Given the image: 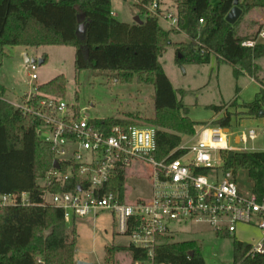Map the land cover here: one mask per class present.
<instances>
[{
	"label": "trees",
	"instance_id": "1",
	"mask_svg": "<svg viewBox=\"0 0 264 264\" xmlns=\"http://www.w3.org/2000/svg\"><path fill=\"white\" fill-rule=\"evenodd\" d=\"M153 0H143L137 6ZM178 30L187 42L172 43L170 33L164 31L156 17L146 16L141 24L121 23L111 14V0H0V68L7 57V47L68 46L74 48V68L108 71L117 74L122 84H130L137 74L153 87L154 117L148 122L164 131L156 135V158H163L180 143L181 135H191L197 123L188 118V110L176 93L159 62L164 51L175 48V62L182 66L209 64L212 56L219 63L231 66L236 78L239 74L252 77L262 88L250 103L232 107L243 109V114L264 118V81L257 76L255 60L264 56V45L243 48L240 42L249 36L237 34L240 20L252 7H264V0H218L211 7L210 0H174ZM242 11L234 24L226 16L234 7ZM250 2V3H248ZM202 20V24L199 21ZM84 25L82 33L78 28ZM43 64L45 59L42 60ZM5 88L0 92L5 96ZM36 91L63 98L65 79L57 76ZM239 89L235 87L237 96ZM209 109L219 112L220 106ZM230 114L212 122L226 127ZM122 119H105L94 123L97 127L127 124ZM131 123V122H128ZM179 154L177 153L175 157ZM222 169L231 171L235 178L245 172L251 185L249 192L261 200L264 197V152H221ZM53 153L37 134V124L23 116L7 102L0 100V196L16 197V203L0 207V264H36L41 257L46 264H74L76 237L74 229L68 234L60 210L43 204V190L37 185L51 169ZM113 190L123 189L121 174ZM72 182L64 186L71 190ZM54 188L53 191H58ZM27 195L28 204L20 197ZM218 236H228L226 233ZM154 249L155 264H205L195 241L170 242L167 237ZM250 244L233 239L232 264H264L263 254H249ZM117 252H125L133 260H144L146 252L131 245L105 248V259L114 260ZM192 253V255H191Z\"/></svg>",
	"mask_w": 264,
	"mask_h": 264
},
{
	"label": "built area",
	"instance_id": "2",
	"mask_svg": "<svg viewBox=\"0 0 264 264\" xmlns=\"http://www.w3.org/2000/svg\"><path fill=\"white\" fill-rule=\"evenodd\" d=\"M133 1L141 5L143 0ZM142 7L144 17L167 19L170 29L178 30L176 13H164L159 0ZM258 45H264V12L252 37L240 42L243 48ZM28 67L29 78L35 81L36 64ZM0 100L37 124L39 139L50 146L53 162L58 164L55 168L52 162L51 169L37 181L43 190L42 205L60 210L66 224L109 213L118 234L128 239L126 246L146 252L144 260L128 256V264H155L154 249L164 242L162 238L187 224L204 223L216 235L229 236L238 225L257 227L263 238L250 244L249 254L264 253V197L258 200L250 192L240 193L234 174L222 169L221 159V152H264V124L237 131L236 125L247 117L231 114L228 126L199 125L193 134L181 135L179 145L157 159L156 135L164 131L158 127L128 122L97 127L94 123L100 119H91L84 109L36 89L14 102L0 92ZM231 107L229 103L222 108L221 119ZM231 138L233 145L229 144ZM257 139H261L260 149L253 145ZM120 174L123 189L113 190ZM137 174L149 183L151 196L131 200L126 181ZM68 182L72 189L64 190ZM20 200L28 204L26 194ZM15 203V196H0V207ZM35 263L46 264L41 257Z\"/></svg>",
	"mask_w": 264,
	"mask_h": 264
},
{
	"label": "rangeland",
	"instance_id": "3",
	"mask_svg": "<svg viewBox=\"0 0 264 264\" xmlns=\"http://www.w3.org/2000/svg\"><path fill=\"white\" fill-rule=\"evenodd\" d=\"M159 1L164 13H176L174 0ZM217 3L218 0H210L211 7H215ZM111 9L118 22L131 23L136 17L140 21L144 20L142 12L135 6L133 0H111ZM263 12V9L259 7L250 8L240 20L236 29L237 34L253 35L263 18ZM158 22L163 29H166L164 31L170 33L169 38L173 42L188 41L183 34L175 35V30L170 29L167 19L160 18ZM43 52L46 54V62L39 65L38 61L42 59ZM9 53L12 54V52ZM14 53L11 58L3 61L0 68V84L6 88L5 98L8 101H18L22 95L33 93L38 85L62 75L65 79L63 99L69 104H75L84 109L91 119L122 118L134 124L150 125L148 120L154 117L152 86L147 83L139 85L136 81L130 84L113 81L106 76L105 73L108 71L77 72L74 68L73 47L17 48ZM24 54L28 62H25ZM31 60H34L36 64L37 79L35 81L29 78L31 72L28 64ZM159 62L173 87L177 91H183V103L188 108V116L199 125L211 120L214 111L209 109L210 106L232 101L235 97V87L239 89L238 103L242 101L246 103L255 98L256 85L250 78L244 74H239L235 78L231 66L225 63L218 64L215 56L211 57L207 65L179 66L175 62V48L170 46L160 56ZM256 64L257 74L261 77L260 80L264 81V56L256 59ZM231 109L235 113H239L240 110L235 106ZM256 122L248 120L242 125H236L235 130L260 126ZM233 142L234 139L231 138L229 144L233 145ZM253 145L258 149L262 148L261 139H257ZM236 184L240 193L243 195L249 193L251 182L245 172L237 175ZM126 188L130 192L131 200L151 196L150 185L141 174L129 177ZM74 231L76 237L74 264L77 261L92 264L129 263V257L125 252H117L112 262L105 259V248L123 247L128 243L126 237L118 234L109 213L102 212L95 217L76 220ZM66 232L70 234L72 230H66ZM167 238L170 242L195 241L205 264H232L233 239L246 244H256L263 238V233L257 227L238 225L234 235L224 237L216 235L209 226L201 223L182 226L177 233Z\"/></svg>",
	"mask_w": 264,
	"mask_h": 264
},
{
	"label": "crops",
	"instance_id": "4",
	"mask_svg": "<svg viewBox=\"0 0 264 264\" xmlns=\"http://www.w3.org/2000/svg\"><path fill=\"white\" fill-rule=\"evenodd\" d=\"M111 14H112V17L113 18H115L114 17V13H113V11H112V9H111ZM135 19V18H134ZM124 23H127V24H131V23H133V22H131V23H128V22H124ZM164 23V22H163ZM166 25V24H165ZM164 30H166V29H164ZM180 34H182V33H178V34H175V35H180ZM171 35H174V34H171ZM184 35V34H183ZM185 36V35H184ZM241 36V35H240ZM243 36V35H242ZM245 36H248V35H245ZM186 37V36H185ZM170 40H171V42L172 43H181L182 41H180V42H173L172 41V39L170 38ZM184 42H187V41H184ZM183 42V43H184ZM44 47H51V46H40V47H22V46H17V47H7V48H5L4 49V52H5V54L7 55V57L6 58H11L12 57V55H14L15 53H14V50L15 49H17V48H21V49H27V48H31V49H40V48H44ZM54 47H68V46H54ZM9 52H12V54H10ZM42 59L41 60H43V59H45V62H46V58H45V53L43 52L42 54ZM5 58V59H6ZM24 58H25V60H27V61H29L28 59H26V55L24 54ZM4 59V60H5ZM3 60V61H4ZM26 62V61H25ZM44 62V63H45ZM217 63L219 64V62H218V60H217ZM255 65H256V69L258 70V67H257V64H256V60H255ZM2 64H3V62H2ZM43 64V63H42ZM207 65V64H206ZM162 66V65H161ZM164 71V70H163ZM165 73V72H164ZM106 74V76L107 77H110V79H112L113 81H119L118 79H117V74L116 73H114V72H106L105 73ZM166 75V74H165ZM244 75H247V74H244ZM248 76V75H247ZM257 76L259 77V74H257ZM249 78H250V80H251V82L252 83H254L255 85H256V87H255V96H256V94L260 91V89L262 88V86L259 84V83H257L252 77H250V76H248ZM168 78V77H167ZM169 79V81H170V83H171V80H170V78H168ZM259 79H261V77H259ZM52 80V79H51ZM48 81V80H47ZM50 81V80H49ZM48 81V82H49ZM131 81H146V79L145 78H139L138 76H137V74H133L132 75V80ZM47 83V82H46ZM137 83V82H136ZM43 84H45V83H43ZM137 84H139V83H137ZM0 85H2V84H0ZM139 85H146V83H141V84H139ZM172 85V84H171ZM4 88H5V86L4 85H2ZM150 86H152V85H150ZM172 87H173V85H172ZM153 88V87H152ZM173 89L175 90V91H177L174 87H173ZM5 90H6V88H5ZM184 95V94H183ZM235 97L237 98L236 99V103L238 104V105H243V104H245V102H243L242 101V103H238V96H236L235 95ZM234 97V98H235ZM152 98H153V95H152ZM176 98L179 100V99H181L182 100V103H183V97L181 98L177 93H176ZM234 98L232 99V101L234 100ZM254 100V99H253ZM252 100V101H253ZM231 101V102H232ZM252 101H249V102H246V103H250V102H252ZM231 102H229V103H231ZM229 103H227V104H229ZM183 105H184V103H183ZM220 105H222V108L226 105V104H223V103H220L219 105H217V106H220ZM184 107H185V105H184ZM185 108H187V107H185ZM232 108V107H231ZM230 108V110L228 111V113L231 115V114H234V115H241V114H243V109H240V108H238V109H240L239 110V113H235V112H233V110ZM187 110H188V108H187ZM221 111L222 110H220L219 112H215L214 111V114H213V116H212V118H211V120L209 121V122H207V123H210V122H214V121H217V120H220L222 117H223V115H222V113H221ZM227 113V114H228ZM226 114V115H227ZM245 117H247V119H245V120H242L241 122H242V124H244V122H246V121H248V120H255V121H257L256 123H258V125H262V124H264L263 122H264V118L263 117H258V118H252V117H249V116H245ZM188 118L192 121V122H194V123H197L195 120H193V119H191L189 116H188ZM120 119H122V118H120ZM122 120H126V119H122ZM258 121H260V122H258ZM198 124V123H197ZM203 124H206V123H203ZM202 125V124H201ZM199 126V124L197 125V126H195V128L196 127H198ZM194 128V129H195ZM75 222L76 221H73L72 223H70V224H67V230H71V229H74L75 230ZM83 262H85V261H83ZM88 263H90V262H88Z\"/></svg>",
	"mask_w": 264,
	"mask_h": 264
},
{
	"label": "water",
	"instance_id": "5",
	"mask_svg": "<svg viewBox=\"0 0 264 264\" xmlns=\"http://www.w3.org/2000/svg\"><path fill=\"white\" fill-rule=\"evenodd\" d=\"M242 11L237 7V1L234 2V7L231 9V11L228 13V15L226 16V21L230 24H234L238 18L241 16ZM135 23H139L141 24L142 21L139 20L138 17H136L134 19ZM79 32L82 33L84 30V25H80L78 28ZM26 62H28L27 60H25ZM30 63H35L34 60H31ZM43 63L42 60L38 61V64L41 65ZM259 117H262V113H260ZM53 167L57 168L58 164L56 162H53ZM192 255V253H191ZM76 264H92V263H88V262H83V261H77Z\"/></svg>",
	"mask_w": 264,
	"mask_h": 264
}]
</instances>
